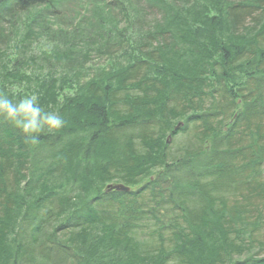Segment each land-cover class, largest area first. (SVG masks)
<instances>
[{"label":"trees","instance_id":"obj_1","mask_svg":"<svg viewBox=\"0 0 264 264\" xmlns=\"http://www.w3.org/2000/svg\"><path fill=\"white\" fill-rule=\"evenodd\" d=\"M128 2L41 67L0 50V264H264V0Z\"/></svg>","mask_w":264,"mask_h":264},{"label":"rangeland","instance_id":"obj_2","mask_svg":"<svg viewBox=\"0 0 264 264\" xmlns=\"http://www.w3.org/2000/svg\"><path fill=\"white\" fill-rule=\"evenodd\" d=\"M111 1L52 0L51 4L35 6L27 11L14 13L11 17H5L0 21V50H3V53L9 55L11 59L21 58L26 60L29 65H31L30 62L36 61L40 67L45 64L46 57H49L46 54L42 56L41 52L47 51L48 53L52 49L64 52L63 49L67 50L73 47L69 46L71 43H77L74 47L78 51L81 49L82 42H86L94 33V28L91 26L94 23L92 15L102 16L105 20V28L123 26L121 17L123 15L116 5L110 6ZM130 2L126 4L127 13L124 11L126 14L135 16L137 14L133 11L139 10L140 12L137 11L139 17L144 18L145 14L148 16L145 2L136 5L132 0L134 5L132 9L129 5ZM29 32L34 34L30 40L26 35ZM26 44H29V50ZM30 55L37 58L30 60ZM52 63L55 64L56 61L52 60ZM96 63L101 64L103 61L92 59L87 66H94ZM44 68L47 70L46 65ZM34 70L40 71L37 68Z\"/></svg>","mask_w":264,"mask_h":264},{"label":"water","instance_id":"obj_3","mask_svg":"<svg viewBox=\"0 0 264 264\" xmlns=\"http://www.w3.org/2000/svg\"><path fill=\"white\" fill-rule=\"evenodd\" d=\"M111 191L128 192L129 188L121 184H115L107 187L106 192H111Z\"/></svg>","mask_w":264,"mask_h":264}]
</instances>
